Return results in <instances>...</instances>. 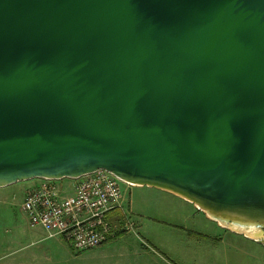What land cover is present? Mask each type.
Segmentation results:
<instances>
[{
	"label": "water",
	"instance_id": "obj_1",
	"mask_svg": "<svg viewBox=\"0 0 264 264\" xmlns=\"http://www.w3.org/2000/svg\"><path fill=\"white\" fill-rule=\"evenodd\" d=\"M98 170L264 242V0H0V189Z\"/></svg>",
	"mask_w": 264,
	"mask_h": 264
},
{
	"label": "crops",
	"instance_id": "obj_2",
	"mask_svg": "<svg viewBox=\"0 0 264 264\" xmlns=\"http://www.w3.org/2000/svg\"><path fill=\"white\" fill-rule=\"evenodd\" d=\"M29 182L31 188L40 184L39 179ZM56 182L58 187L72 183ZM126 191L135 229L84 253L73 252L60 237H47L40 227H29L24 213L22 219L0 209V264H254L259 259L254 250L264 252L262 243L221 228L170 193L134 186ZM135 191L142 196L139 204L131 200ZM109 217L118 219L119 212ZM142 221L151 223L146 232Z\"/></svg>",
	"mask_w": 264,
	"mask_h": 264
},
{
	"label": "built area",
	"instance_id": "obj_3",
	"mask_svg": "<svg viewBox=\"0 0 264 264\" xmlns=\"http://www.w3.org/2000/svg\"><path fill=\"white\" fill-rule=\"evenodd\" d=\"M68 180L72 186L66 197L60 196L62 187L50 180H40L37 187L27 191L21 210L29 227L42 228L49 238H62L76 253L98 247L117 232L122 233L121 229L133 231L128 218L122 215L121 182L114 176L98 170ZM113 211L120 212L118 224L109 217Z\"/></svg>",
	"mask_w": 264,
	"mask_h": 264
},
{
	"label": "rangeland",
	"instance_id": "obj_4",
	"mask_svg": "<svg viewBox=\"0 0 264 264\" xmlns=\"http://www.w3.org/2000/svg\"><path fill=\"white\" fill-rule=\"evenodd\" d=\"M30 181H33V180H30ZM32 185H33V182L31 184L29 181H26V182H20V183H16L14 185L2 188V190L0 192V209L4 210V211H7L8 213H12V215H14L15 217H18V218L22 217V219H23L24 216H23V212L21 210L22 199H23L24 195L27 193V191H29L31 189ZM120 185H121V190H122L123 209H124L122 215L125 218L126 217L128 218L129 223L132 224V228L135 229V223H134V221H133V219L131 217V213L129 211L128 203H127V200H126L129 197V191H126V195H125V188L128 187V185L123 184V183H121ZM71 186L72 185L63 186L62 187L63 190L61 191V195L60 196L61 197H66L69 194V191H70V188H68V187H71ZM130 196H131V200H132L133 204L135 203V201H136V203L139 204L138 197H142V196H138L136 191ZM124 198H125V202H124ZM118 221L121 222V218H120V220L115 219L112 222L118 224ZM141 224H142L141 230H144L146 232L147 229H144V228L148 227L151 223H149L147 221H142ZM121 231H122V233L132 232V230L123 232V231H125L123 229H121ZM120 234H121L120 232H117L115 237L105 241L104 243H102L98 247H101L104 244L110 242V240L115 239ZM140 234H141V231H140ZM144 236L146 237V235H144ZM260 243H262V246L264 248V242H260ZM98 247H96V248H98ZM254 253H253L254 256L259 258L258 260H256V262L254 264H264V252L262 254L258 249H255ZM258 254H260V255H258Z\"/></svg>",
	"mask_w": 264,
	"mask_h": 264
},
{
	"label": "trees",
	"instance_id": "obj_5",
	"mask_svg": "<svg viewBox=\"0 0 264 264\" xmlns=\"http://www.w3.org/2000/svg\"><path fill=\"white\" fill-rule=\"evenodd\" d=\"M119 216H120V213H119ZM119 219V218H118Z\"/></svg>",
	"mask_w": 264,
	"mask_h": 264
}]
</instances>
